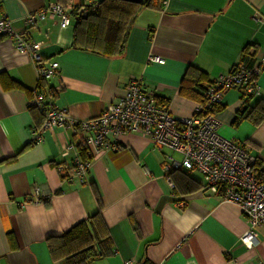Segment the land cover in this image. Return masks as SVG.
<instances>
[{
  "label": "crops",
  "instance_id": "0c3cea01",
  "mask_svg": "<svg viewBox=\"0 0 264 264\" xmlns=\"http://www.w3.org/2000/svg\"><path fill=\"white\" fill-rule=\"evenodd\" d=\"M82 4L88 0H0V17L17 31L29 30L40 43L43 62H59L58 73L41 87L49 102L67 107L74 119L99 115L137 78L155 90L176 117L192 116L198 104L179 93L183 75L195 66L210 81L227 74L244 53L264 55V0H164V8L143 7L122 55L106 57L73 46L76 16L67 27L58 19L25 26L26 16L49 2ZM99 6V3H98ZM246 48V51L244 50ZM159 55L165 63L149 61ZM10 79L21 87H10ZM264 98V70L258 77ZM38 84L31 53L0 40V264H64L54 260L48 238L61 235L100 210L113 242V253L93 264H264V226L248 248L241 237L247 219L237 204L223 202L202 183L182 192L167 171L168 149L135 132L119 136V147L91 158L87 183L61 178L55 164H71L76 150L71 129L53 127L35 140L42 113L29 107ZM237 89L223 96L215 116L220 133L258 155L264 172V120L235 123L244 101ZM253 97L250 103H254ZM41 123V124H40ZM110 140L113 135H108ZM29 147L22 151V149ZM39 188L45 202L28 200ZM28 200V201H27Z\"/></svg>",
  "mask_w": 264,
  "mask_h": 264
},
{
  "label": "built area",
  "instance_id": "2783aa9c",
  "mask_svg": "<svg viewBox=\"0 0 264 264\" xmlns=\"http://www.w3.org/2000/svg\"><path fill=\"white\" fill-rule=\"evenodd\" d=\"M98 3V0L82 4L49 2L29 13L25 26L31 28L47 18H57L61 27H67L73 16H85L95 11ZM5 36L15 42L17 50L31 53L35 63L38 84L29 100V107H35L43 115L35 140L41 139L43 132L53 127H65L73 132L75 141L64 151L67 155L70 149L76 150L72 166H57V171L66 175L65 180L86 184L91 158L96 152L117 149L122 134L139 133L149 138L156 148L178 154L179 158L166 155L167 171L196 170L202 174L204 190L219 196L223 202L240 206L248 223L241 241L248 248L255 245L258 231L264 226V181L254 173L258 155L232 138L223 136L215 113L228 90L260 94L257 79L264 70V55L259 59L245 55L227 74L219 75L206 84L202 91L203 101L197 104L192 116H174L155 90L144 88L141 80L133 78L128 82L125 93L99 115L78 120L70 115L67 107L49 102L41 87L42 81L58 73L59 62L45 64L40 43L29 37V30H15L11 21L3 16L0 17V40ZM149 61L165 63L159 55H150ZM108 135H113L114 139L110 140ZM82 151L90 158L83 159ZM49 196L35 188L28 200L44 202Z\"/></svg>",
  "mask_w": 264,
  "mask_h": 264
},
{
  "label": "trees",
  "instance_id": "16d2710c",
  "mask_svg": "<svg viewBox=\"0 0 264 264\" xmlns=\"http://www.w3.org/2000/svg\"><path fill=\"white\" fill-rule=\"evenodd\" d=\"M98 1L99 6L95 11L85 16H76L73 46L106 57L122 55L125 52L131 29L143 7L156 10L164 8V0H142L140 3L126 0ZM244 50L246 51V48ZM245 55L252 56L247 52L243 56ZM10 81V87L22 86L12 79ZM210 82L205 71L195 66H189L181 80L179 93L186 98L198 101V103L202 102V91L206 84ZM241 94L244 104L238 110L234 122L239 123L243 119H249L255 124H260L264 120V98L260 94ZM253 97H257V100L251 104L250 100ZM159 98L167 103L161 97ZM221 107L222 104L218 105L216 111ZM30 109L36 110L35 107H30ZM28 147L29 145L25 146L14 159ZM81 154L83 159L90 158L84 151ZM60 164L65 163L55 164L56 168ZM71 166V164H66L65 167L70 168ZM190 171L189 169L169 170V175L175 182V187L179 181L182 192L197 190L202 185L200 181L190 175ZM254 173L260 180L264 181L262 170L257 169L255 166ZM59 174L65 180L66 175ZM47 241L52 258L63 260L64 264H93L97 259L113 253V242L100 210L81 220L63 234L49 237Z\"/></svg>",
  "mask_w": 264,
  "mask_h": 264
},
{
  "label": "water",
  "instance_id": "95a60500",
  "mask_svg": "<svg viewBox=\"0 0 264 264\" xmlns=\"http://www.w3.org/2000/svg\"><path fill=\"white\" fill-rule=\"evenodd\" d=\"M126 1H129V2H135V3H140V2H142V0H126Z\"/></svg>",
  "mask_w": 264,
  "mask_h": 264
}]
</instances>
